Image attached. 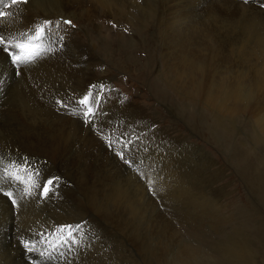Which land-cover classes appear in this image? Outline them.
I'll list each match as a JSON object with an SVG mask.
<instances>
[{
	"label": "rangeland",
	"instance_id": "obj_1",
	"mask_svg": "<svg viewBox=\"0 0 264 264\" xmlns=\"http://www.w3.org/2000/svg\"><path fill=\"white\" fill-rule=\"evenodd\" d=\"M32 1L33 0H12L13 7L17 4H22L23 2L25 7H23L24 9H22L21 12L16 9V7H14L15 9L12 7L14 17H16V19L22 17L18 21L19 25H17V31L20 28L24 30L26 28H22V26L26 25L27 20L21 13H24L25 15L31 14L33 16V12L35 13V8L38 6L37 11L42 10L41 14L46 16L47 14L45 13L53 14L54 12L53 16H58L61 12L60 10H57L59 1L65 3V5L68 4V2L73 5V2L80 1L82 4L87 0H47L37 3ZM234 1L242 2L244 4L250 3L251 5L253 4V7L257 5V7H259L258 9L260 10L261 8L264 12V0H250L248 2L246 0ZM57 2L58 4H56ZM185 2V0H180V2L179 0H157L155 7L158 5L157 7L159 9L157 7L154 8L155 10L152 14L154 16H152L154 24L151 23L143 25L141 21L136 18L135 22H133V18L129 21L122 18L119 19L117 17L111 18V16L102 17L101 14H98L97 7H94L93 11H91L92 15L96 18H92L95 24H93L90 19H86L83 16L75 18L68 16V18H64V23L72 27V29L75 30L76 35L80 38L81 42L79 43L87 45V48L85 49L81 46L82 52L88 51L96 57V70L94 69V75H90L93 77L92 80L89 81L85 90H92V88H94V86L98 83L104 85L111 83L115 88H117L124 95V98L129 100L131 103V105L126 107V109L131 114L133 112H131L130 108H136V110L138 109L137 111L134 110V114H132L133 118H136L137 115L140 119H148L150 124L152 122V126H150L148 122H145V126H147L148 131L144 136L150 135L151 145L154 149L151 148V146L148 147L146 143H143L144 145L140 143V137L138 139L136 137L137 129L135 131L136 134L128 132L124 133V138L128 141L126 139L120 140V142H118V148L113 147L114 143L110 136V132L106 131L108 132V135L105 133V136L101 127L95 124L97 122L100 123L98 119H104V114H106V112H104V107L109 102H105V99L97 102L90 101L89 94L92 93L91 91L85 92L84 90L85 93H79L80 91L75 89L73 93L70 88H66L64 83L59 86L55 80L52 82L51 79V85L48 88H46L45 85L41 88L42 91H40L36 85V79L32 80V84H30L29 81L25 82L24 87L23 84H21L20 88H25V92H27V94L31 91L39 96L41 93V96L39 97H43L44 94H50V96L53 97V92L58 93L60 96L59 99H61L60 102L58 101V106L61 110L66 111V113L62 112V120H64V122L68 121L67 123L75 121L78 123L77 125L82 128L89 124H91V127L94 126L92 128L94 133H96L99 137H103L100 138L103 142L105 139L104 144L107 148H114L113 152L115 155L110 154V158L112 159V157L115 156L114 158L117 160H114L115 162H120L126 166L125 170H123L120 182L126 189L129 190L128 195L133 199L135 205L137 206L135 212L137 213L138 218L137 224H131L133 227L131 226L126 229L124 237V242H126L123 244L125 249L124 253L121 252L122 259H120L119 264H264V110L261 111L264 107V83L263 85L258 84V81L264 80V53H261V51L258 52V50H254L251 47L249 52L250 54L247 50L245 55H239L238 52H235L237 55L235 53H233V55H224L226 53V51L223 50L225 46L224 44H226L229 40H233V36L229 29L226 30V28L220 24L223 22L219 20V23L218 18L215 17L213 12V15L211 14L212 16L202 11L197 12L198 15H202L200 19L203 21L205 20L206 25L208 24L207 27L211 28L213 24L215 25L217 23V27L215 26L214 29L211 28V31H213L211 32L212 37L211 33L209 36L206 35L205 31H199L198 29L195 33H192L193 38L190 37V32L187 28H189L191 23H193L194 18L190 15H187L186 17V13H188L190 9L186 6L187 4ZM93 6L94 5L89 6L90 9ZM161 6H163V8ZM53 7L56 9H53ZM24 10L26 12H24ZM176 12L179 19L176 17ZM135 14L137 15V11ZM205 17H208L209 19ZM167 19L170 20L168 21ZM183 19L185 22L181 21ZM188 19L192 21H188ZM211 20H213L214 23ZM21 21L22 26L20 25ZM165 21L167 23H165ZM178 22L182 24L178 25ZM176 23L178 24L175 25ZM220 26L223 27L220 28ZM239 26H237L238 30L241 28L246 30V27ZM222 31H224V34ZM164 32H167L168 34L166 33L165 35ZM172 34H175V38H173ZM169 35H171V37H169ZM198 35L201 36L199 37ZM204 35L208 36L207 39H209V41H211V39L216 40H212V42H209L208 44V41L205 40L206 36ZM48 36L50 39L52 38L50 35ZM31 37L32 35H30V37L26 35V39L29 43H31ZM185 37L189 43L186 42ZM189 38L192 41H189ZM178 39L180 42H178ZM224 39H227V41ZM167 41L168 43L171 42V47L174 46V48H177L181 46L180 48H177L178 50H181L183 46L184 48H182V50L187 48L185 53L188 56L187 60L190 68L189 78H191L189 79V84L191 83V85L187 84L190 86L189 97L187 98L185 97L184 92L176 90L173 86L168 84L163 77L162 73L164 69V61L162 46H164ZM182 41L185 42L183 43ZM219 42L220 48L218 45ZM61 43L62 41L60 40H58V43L56 41L57 45H60ZM181 44H183V46ZM208 46L214 48L211 49ZM204 49L207 51H204ZM211 50L213 51L211 52ZM218 50L223 53H216L215 51ZM253 50L255 51V54ZM11 51L15 60L20 57L16 51ZM202 53L204 54L202 55ZM209 53L211 55H209ZM220 53L222 56L213 55ZM258 55H260L261 58ZM258 57L260 59H258ZM189 58L192 59V61ZM220 59H224L223 62L225 64L221 63L222 61H220ZM202 60L204 61L202 62ZM10 61L13 64L17 62L12 60ZM260 61L263 63H260ZM256 62L259 63L257 66ZM203 63L205 64L202 65ZM199 68L202 69V71H199ZM213 68H215L216 71ZM252 68L254 70H252ZM203 69H205V71ZM17 70L18 69H16L14 74L19 76V70ZM201 72H203L202 75ZM214 72H216L217 75ZM252 72L254 73L252 74ZM250 73L252 74L251 76ZM254 74L255 76H253ZM205 75L207 77H205ZM209 75L211 76L208 77ZM80 76L83 78L85 75L80 74ZM200 76L204 78H201ZM215 76H217V79ZM221 76L227 80H225L227 84H233L236 81L241 83L238 86V89L240 90V97L237 98L238 101L237 99H233L229 95L230 93L226 91L222 92L221 96L223 97L220 96L219 99L214 101V104L211 100L208 101V99H206L205 90L209 88H207L204 84L209 86L208 83L210 80L212 79L214 81L213 77L215 78V81H218V78H221ZM252 76L255 77V79L252 78ZM257 76H259L258 79L256 78ZM193 79L194 81L196 80L199 82V86L197 84L198 82L196 83V81H192ZM45 80L49 79L45 78ZM201 80L207 82L204 83V81L202 82ZM215 81L214 86L210 85V87L213 88H211V91L217 90V81ZM246 82L250 86H248ZM255 82L256 85H254ZM202 83L203 85H201ZM9 85L7 87L5 97L1 99L2 105L10 98L18 99V97H15L18 92L19 94H17V96L23 95L20 91H18L17 87H14L13 84ZM201 87H203V89ZM30 88H32V90ZM52 88L56 91H52ZM197 88H200L199 90L201 91H198ZM192 89L194 92H192ZM257 89L258 91L253 92ZM37 90H39L40 93ZM243 91L246 94L243 93ZM13 92L15 94H13ZM199 92H201L202 95L201 93L199 94ZM252 92L254 93L253 95L251 94ZM73 94L76 96L75 101H82L80 103L83 104L84 108L87 105L90 106V109L81 111L71 103L69 104L67 101L69 98L68 96H72ZM249 94L250 96H248ZM83 96L86 99H89L87 103H85ZM229 96L234 100L233 104L237 101L233 111L231 112L227 111L223 107V104H226L227 101L229 103L226 105L230 104V102L232 103L233 100L228 98ZM199 97H201V99ZM202 101L207 104H204ZM64 103L67 104L65 105ZM118 103L121 108H124L121 102ZM97 106H102V108L100 107L99 110ZM258 111L261 113H258ZM79 113L81 115H79ZM256 113H258V115H256ZM110 118L113 120L114 117ZM114 120L117 121L115 118ZM136 128L139 127L136 126ZM141 131H139L138 134H141ZM113 132L114 131L111 132L112 135L116 136L117 134ZM131 144H133V147ZM144 147L146 148V151L144 150ZM152 150H155L156 158L159 161H157L158 163H155L156 166L154 167L157 172L155 170V174L146 175L143 168V166L146 165L144 162V155L148 153L150 154ZM1 151H3L2 148H0V152ZM124 151L131 154L134 152V157L130 159L129 156L131 154L123 153ZM137 151L139 153L140 160H136L135 158V153ZM139 151H144V153H140ZM169 154H171V156ZM14 158L12 159L14 170L11 174L6 176L8 172L3 169L0 170V200H5L6 198L8 199L10 202V206L8 205V207H10L12 212L10 214L12 218L21 215L20 209L22 210L23 208V202L20 200H22V198L23 200L24 198L28 199V194L26 192L23 193L24 191L20 187V182L23 178H19L17 172L19 167L24 168V165H26L25 161L21 160V163L20 159H16V157ZM134 159L135 163L133 164L131 162ZM138 160L139 162H137ZM168 160L171 162H168ZM133 166H137V169ZM1 172L4 174H1ZM14 173L16 175H14ZM10 175L11 177H9ZM177 179L180 181L178 182ZM7 180L11 182L9 183ZM182 182L184 186L180 184ZM168 183L170 184L168 185ZM171 183L174 184V187H172ZM180 186L181 188H179ZM134 193L135 195H133ZM3 196L4 198H2ZM135 201H137V203ZM16 202L18 205H16ZM1 209L2 206L0 203V210ZM131 210H133V208H131ZM140 213L141 215L139 216L138 214ZM14 221L15 219H13V223ZM45 225L46 224L44 223H41L40 225L36 223L30 226L32 227L33 232H35V235L37 234V237H33L31 235L29 239L30 243L31 241L35 242V238H39V234L43 232H41L42 227ZM43 228L45 229V227ZM15 229L16 232L19 230V228ZM15 229L12 231L15 232ZM32 229L29 230L31 231ZM24 238L25 236L21 239ZM27 240L28 239L25 241ZM20 243H22V240L19 244ZM84 243L85 242L82 241L80 243L81 246H84ZM90 245L93 247V244L90 243ZM189 246L195 247L197 250L194 253H190L187 249ZM185 250L186 252H184ZM1 262V264H10V262L5 260ZM32 262L33 260H30V263Z\"/></svg>",
	"mask_w": 264,
	"mask_h": 264
},
{
	"label": "bare ground",
	"instance_id": "obj_2",
	"mask_svg": "<svg viewBox=\"0 0 264 264\" xmlns=\"http://www.w3.org/2000/svg\"><path fill=\"white\" fill-rule=\"evenodd\" d=\"M42 1H47V0H33L32 2L37 3ZM156 1L155 0H139V1L138 0H87L85 3L82 4L80 1L73 2V5L70 4L69 2L68 4L65 5V3L59 1L57 10L61 11V12L59 11L60 16L59 15L53 16L54 12L53 14L45 13L47 14L45 16L41 14L42 10L37 11V7H38L37 6L35 8V13L33 12V16L31 14L25 15L24 13H21L22 16H24V18L27 20V22L26 25L22 26V21H21L20 25L22 26V28L23 27L26 28L24 30L19 27L20 29H18L17 31V25H19L18 21L22 17L16 19V17H14L13 15L14 12L12 9L16 7V9H18L21 12V10L25 8L23 4L24 2L19 5L17 4L13 7L12 0H0V148H2L3 150L0 152V170L3 169L4 171L8 172L6 175L8 176L14 170L13 161H12L14 157H16V159L17 158L20 159V162L21 160L25 161L26 165H24V168L19 167L17 169V172H18V177L23 178L21 179L20 187L23 189L24 191L23 193L26 192L28 194V199L24 198L23 200L22 198V200H20L23 202L22 205L23 208L22 210L20 209L21 215L13 218L10 216L12 212L10 210V207H8V205L10 206V202L8 201V199L6 198L5 200L4 199L0 200L2 206V209L0 210V262L5 260L10 262V264L13 263L15 264H119L120 259H122L121 252L124 253V249H125L123 244H125L126 242V241L124 242L126 229L131 227L132 226L131 224H137V218H138L137 213L135 212L137 206L135 205L133 199L129 197L128 195L129 190L126 189L123 186V184L120 182L123 170H125L126 166L120 162H115L114 161L116 160V158H114L115 156L112 157V159L110 158V154H114L113 152L114 148L112 149L107 148V146L104 144L105 139L103 142L100 139L103 137H99L96 133H94V130L92 129L94 126L91 127V124H89L86 127L84 126L85 128L84 127L82 128L79 127L77 125L78 123L75 121H73L72 123H67L68 119L66 120L67 122H64V120H62L63 118L62 112L66 113V111L61 110L58 106V101L60 102L61 100L59 99L60 96L58 95V93L53 92L54 94L53 97L50 96V94H44L43 97H39L41 96L39 90L42 91L41 88H43L45 85L46 88H48L53 82V80H55L57 84H59V86L64 83L66 85V88L67 87L70 88V90L73 91V93L75 89H78L80 91L79 93L81 92L85 93L91 91L92 93L89 94L90 101L97 102V101H103L105 99V102H109L107 103L106 106L103 104L105 106L104 107L105 111L104 110L103 111L106 112V114H104V119L103 118L102 119L100 118L101 120L98 119L100 123H98L97 120L96 121L97 123L95 124L101 127L104 134L106 133L108 135V132H110L111 135L110 134L109 135L111 136L114 143L113 144L111 142L114 145L113 147L118 148V142H120V140L126 139L124 138L125 137L124 133L128 132L131 134L134 133L136 134L135 131L137 129L136 137L137 139L140 137L139 139L140 143L142 144L146 143L148 147L151 146V148H153L151 145L152 143H151L150 135L148 134L149 136H144L145 133L148 131L147 126H145V122H148V119H144V118L140 119L137 117V115H136L137 119L133 118L132 114H134V110L137 111L138 109L136 110V108H130L131 112H133L131 114L126 109V107H129L131 105L130 101L125 99L124 95L117 88H115L111 83L107 82L108 85L98 83L96 84V86H94V88H92V90H85L86 87L88 86L89 81L92 80L93 76L90 75H94L95 73L94 69L96 70V63H95L96 57L93 56L92 53L86 51L87 49L85 50L86 52H82L81 46L82 48L85 49L87 48V45H84L83 43H79L81 42L80 38L76 35L75 30H73L72 27L64 23L65 21L64 18H68V16L72 18L83 16L86 19H90L92 23L95 24L94 20H92V18L95 17L92 15L91 11H93L94 7L95 8L97 7L98 14H101L102 17L111 16V18L117 17L119 19L122 18L124 20H129V21H131V19L133 18V22H135V18H136L137 20L141 21L143 25L151 24V23L154 24V22L152 21V16H153L152 14L153 11L155 10L154 8L158 6L157 5L155 7ZM185 1H186L185 3L187 4L186 6L189 7L190 9L189 12L187 10L188 13H186V17L187 15H190L194 18L193 23L190 22L191 24L189 28H187L188 31L190 32V37H192V33H195L197 29L199 31L201 30L205 31L206 35H209L211 32H213L211 31V28L214 29L217 23L214 25L213 24L214 21L211 20L213 21V23L211 22L213 26L211 25L212 27L209 28L207 27L208 24L206 25L205 20L203 21L200 19L202 15H198L197 13L198 11H202L206 14L211 15L213 12L215 17L218 18V21L220 20L221 22H223L220 23L219 21V23L223 25L226 28V30L229 29V31L233 36V40L227 41V39H224L227 41V43L224 44L225 46L223 45L224 46L223 50L226 51L224 55H233V53L235 52L236 53L238 52L239 55L241 54L245 55V52L247 50L248 53L250 52L251 47L254 50H258V52L261 51V53H264V12L261 10V8L259 10L258 9L259 7H257V5L253 7V4L252 5L250 3L244 4L242 2H236L234 0H185ZM246 1L248 2L250 0H246ZM56 4H58V2ZM91 5L94 6L91 7L90 9L89 6ZM161 7L163 8V6ZM53 9L56 8L53 7ZM180 10L182 9L180 8ZM136 11H137V15L139 16L135 14ZM24 12L26 11L24 10ZM176 17H177V12H176ZM189 20L190 19H188V21ZM181 21H184V19ZM165 23L167 22L165 21ZM178 23H176L175 25H177ZM181 24L179 23L178 25ZM239 25L242 27H246V30H243V28L238 30L237 26ZM222 27L220 26V28ZM59 28L62 30H60ZM222 32L224 34V31ZM26 35L28 37L32 35L30 40L31 43H29L28 40L26 39ZM48 35H50L52 38L50 39ZM174 35L172 34L173 38H175ZM169 37H171V35H169ZM207 37L208 36L205 37V40L208 41V44L209 42H212V40L214 41L216 40V39H211V41H209ZM211 37H212V33H211ZM58 40L62 41L60 45L56 44V41L58 43ZM189 41L192 40H190L189 38ZM178 42H180L179 39ZM186 42H188L187 39ZM171 45H172L171 42L168 43L167 41L164 44V46H162L163 61H164V69L162 74L165 80L168 82V84L173 86L176 90L180 92H184L185 97L187 98L189 97V90H190L189 89L190 86L188 85H191V83L189 84V79L191 78H189L190 68L188 66V60H187L188 56L185 53V50L187 48L182 50L184 46L183 44H181L183 47L181 48V50H178L177 48H180L181 46L174 48V46L171 47ZM218 45L220 48V42L218 43ZM208 47L211 48V46ZM213 48L214 47H212L211 49ZM11 50L16 51L20 55V57L18 59L15 57L16 58L15 60ZM219 50L215 52L216 53L222 52ZM254 50L253 52L255 54ZM204 51L207 50L204 49ZM212 51L213 50H211V52ZM210 53L209 55H211ZM203 54L204 53H202V55ZM213 55L222 56L221 53L213 54ZM258 56L261 58L260 55ZM259 57L258 59H260ZM10 60L17 62L13 64ZM190 60L192 61V59ZM223 60L224 59H220V61H222L221 63H224ZM203 61L204 60H202V62ZM260 63L263 62L260 61ZM204 64L205 63H203L202 65ZM258 64L259 63H257L256 66ZM16 69L19 70V76H16L14 74ZM213 69L216 71L215 68ZM203 70L205 71V69ZM252 70L254 69L252 68ZM199 71H202V69L199 68ZM260 71H261V67H260ZM254 72H252V74ZM202 73L203 72H201V75ZM214 73L216 74V72ZM80 74H84L85 76L81 78ZM252 74L250 73V76ZM206 75L205 77H207ZM211 75H209L208 77H210ZM253 76H255V74ZM253 76L252 78L255 79V77ZM215 77L217 79V76ZM258 77L259 76H257L256 78L258 79ZM45 78L49 80H45ZM33 79H36L35 82L39 88V90H37L40 93V95L38 94L39 96H37L34 92L31 91L28 92L27 94V92H25V88H20L21 84H23L24 87L25 82L29 81V83L32 84ZM50 79L52 80V82L50 81ZM213 79L215 81L214 77ZM225 80L226 79H224L221 76V78H218V81L216 80L217 82L215 81L217 87L216 91H211L212 87H210V85L214 86V81L212 79L210 80V82L208 81L209 86L207 84H204L207 86V88H209L206 89V87L204 86L206 89L205 96L206 99H208V101L211 100L214 104V101L219 99L222 92L224 91L229 92L230 93L229 95L233 99H237L238 97H240L239 96L240 90L238 89V86L241 83L236 81L234 82L235 84L234 83L227 84L226 83L227 80L226 81ZM192 81H194V79ZM197 82L198 81H196V83ZM205 82L207 81H204V83ZM256 82L254 85H256ZM263 83L264 80L258 81L259 85H263ZM9 84H13L14 87H17L18 91H20L23 95L17 96L19 92L18 93L16 92L17 94L15 97H18V99L10 98L7 100L6 103L2 105L1 99L5 97V94L7 92V87ZM197 84L199 86V82ZM201 85H203V83ZM248 86L250 85L248 84ZM201 88L203 89V87ZM30 89L32 90V88ZM197 89L198 91H201L199 90L200 88ZM52 91H56V90L52 88ZM255 91H258V89L254 90L253 92ZM192 92H194V90ZM253 92L251 93L252 95L254 94ZM200 93L201 92H199V94ZM243 93L245 92L243 91ZM13 94L15 93L13 92ZM230 96L228 98H231ZM248 96H250V94ZM68 97H69L67 99L68 103L69 104L71 103L77 109L81 111H84L85 109H90V106L87 105L84 108L83 104L80 103L82 101L80 100L75 101L76 96L74 94ZM199 98L201 99V97ZM83 99L85 103L89 101V99H86L85 97ZM118 102H121L124 108H121ZM233 102L234 100L232 101V103L230 102V104L228 105H226L227 103H229L228 101L226 102V104H223L224 109L230 112L233 111L236 103L235 102L233 104ZM100 107L102 108V106H99L98 109ZM263 108L261 109V111L264 110ZM80 113L79 115H81ZM258 113L261 112L258 111ZM258 113H256V115H258ZM110 117H114L115 119H117V121H115L114 118L113 121ZM149 125L152 126V122L151 124L149 123ZM136 126H138L139 128H136ZM112 131H114L113 133L117 134L118 136L117 135L113 136L111 133ZM139 131H141V134H138ZM133 144H131L132 147ZM145 147L144 150L146 151L147 147L146 148ZM123 153L131 154L127 151L126 152L124 151ZM140 153H144V151ZM169 155L171 156V154ZM133 157H134V152L129 156V158L132 159ZM144 157L145 160L144 159L143 160L146 165L143 166V168L146 175H152L153 173L155 174L156 169L154 167L156 166L155 163L158 161L156 158L155 150H152L150 154L149 153L145 154ZM135 158L136 160L139 159L138 151L135 153ZM139 160L137 162H139ZM168 162L171 161L168 160ZM131 163L134 164L135 159ZM161 170L163 171L162 168ZM1 174L4 173L1 172ZM14 175L16 174L14 173ZM9 177H11V175ZM179 181L180 180H178V182ZM169 184L170 183H168V185ZM180 184L183 185V182ZM173 185L174 184H172V187H174ZM179 188H181V186ZM133 195H135V193ZM2 198H4V196ZM135 202L137 203V201ZM16 205H18V203ZM131 208H133V210H131ZM138 215L140 216L141 213ZM13 219H15L14 223H13ZM36 223L39 225L41 223L46 224L45 226H43L45 227V229L42 227L41 232L42 231L43 232L42 233L40 232L41 234H39V238L37 239L35 238L34 239L35 242L31 241L30 243L29 239L31 235L33 237L34 236L37 237L36 236L37 234L35 235V232H33L32 227H30L32 224H36ZM14 227L19 228V230L16 232V229ZM13 229H15V232L12 231ZM29 229L32 230L30 231ZM23 236H25V238L21 239ZM20 239L22 240V243L19 244V242L21 241ZM26 239L28 240L25 241ZM82 241L85 242L83 244L84 246H81L80 244ZM90 243L93 244L92 245L93 247H91ZM187 249L190 253H194L197 250L195 247L192 246H189ZM184 252H186V250ZM30 260H33V262L30 263Z\"/></svg>",
	"mask_w": 264,
	"mask_h": 264
}]
</instances>
